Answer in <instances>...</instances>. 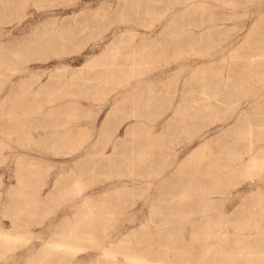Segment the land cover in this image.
<instances>
[{"label":"rangeland","instance_id":"rangeland-1","mask_svg":"<svg viewBox=\"0 0 264 264\" xmlns=\"http://www.w3.org/2000/svg\"><path fill=\"white\" fill-rule=\"evenodd\" d=\"M0 102V264H264V0H0Z\"/></svg>","mask_w":264,"mask_h":264},{"label":"bare ground","instance_id":"bare-ground-1","mask_svg":"<svg viewBox=\"0 0 264 264\" xmlns=\"http://www.w3.org/2000/svg\"><path fill=\"white\" fill-rule=\"evenodd\" d=\"M257 82H262V80H258ZM0 104H3V102H0ZM254 145H255L254 142H250L248 144V147L241 156L240 155L234 156L231 157V159H229V162L226 166L229 169V173L227 174L244 172V174L246 175H252L255 173H259L263 169L264 154L262 152L256 153L254 149ZM117 147L118 145L116 144L115 149ZM248 153H249V157H245L244 154H248ZM31 241H32V237L27 235H23L20 233H12V232L5 233L3 231H0V242H4L5 244L8 245L28 244ZM45 245L51 251L65 252L70 255H76L79 251H82V249H84L77 243L60 241L56 239L55 240L50 239L45 243ZM101 257L109 260L113 264H120L118 263L120 257L119 253L112 247H109L104 251H102ZM120 258L127 261L128 264H190V263H174L171 260H168L167 258H163V257H154L150 255L142 256L128 252L121 254Z\"/></svg>","mask_w":264,"mask_h":264}]
</instances>
